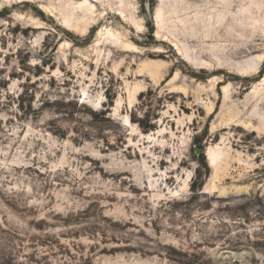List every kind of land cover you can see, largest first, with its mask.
Here are the masks:
<instances>
[{"label":"rangeland","instance_id":"rangeland-1","mask_svg":"<svg viewBox=\"0 0 264 264\" xmlns=\"http://www.w3.org/2000/svg\"><path fill=\"white\" fill-rule=\"evenodd\" d=\"M0 264H264V0H0Z\"/></svg>","mask_w":264,"mask_h":264},{"label":"bare ground","instance_id":"bare-ground-1","mask_svg":"<svg viewBox=\"0 0 264 264\" xmlns=\"http://www.w3.org/2000/svg\"><path fill=\"white\" fill-rule=\"evenodd\" d=\"M66 23H67V22H66ZM66 23L64 24V26H66V27H67L69 23H68V24H66Z\"/></svg>","mask_w":264,"mask_h":264}]
</instances>
